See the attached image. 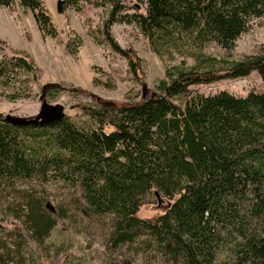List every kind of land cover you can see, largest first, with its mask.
<instances>
[{
	"label": "trees",
	"instance_id": "16d2710c",
	"mask_svg": "<svg viewBox=\"0 0 264 264\" xmlns=\"http://www.w3.org/2000/svg\"><path fill=\"white\" fill-rule=\"evenodd\" d=\"M78 1L66 0L79 10L86 2L105 4ZM119 2L99 30L89 31L127 58L129 72L139 78L142 58L110 31ZM144 2L146 11L129 20L154 53L174 61L155 90L124 105L84 104L82 122L66 116L18 125L0 112V264H33L30 242L44 248L58 225L63 231L94 228L113 249L138 243L149 264H264V93L191 88L254 70L264 82V42L230 60L208 51L211 45L234 48L264 17V0ZM15 3L32 10L42 34L59 36L45 0H0L9 8ZM4 44L0 36V48ZM81 44L78 36L66 46L75 53ZM104 73L94 82L115 88L118 77ZM41 78L27 51L0 56V90L9 99L33 96ZM62 87L45 82L40 98ZM153 193L171 205L151 217L139 215Z\"/></svg>",
	"mask_w": 264,
	"mask_h": 264
},
{
	"label": "rangeland",
	"instance_id": "374dc122",
	"mask_svg": "<svg viewBox=\"0 0 264 264\" xmlns=\"http://www.w3.org/2000/svg\"><path fill=\"white\" fill-rule=\"evenodd\" d=\"M105 4L96 5L86 2L79 10L77 4L63 0V9L59 11V0H45L52 19L57 26L59 36L42 34L34 14L18 3L12 8L0 6V36L6 40L2 54H12L25 50L35 59L42 69L41 82L33 83V96L12 100L0 90V112L3 117L15 114L32 117L41 110L43 100L41 86L45 82H59L62 88L52 90L47 96L51 103H61L68 117L80 122L87 119L82 106L99 107L100 103L124 105L144 98L155 90L160 79L164 78L166 64L174 61L162 59L150 48L149 39L135 21H130L133 13L145 12L144 0H120L113 10L115 20L110 25L112 36L122 48L133 47L142 58L141 76L134 78L129 72L127 58L112 50L110 45L99 44L90 33L92 27L99 30L111 15L116 0H99ZM81 0L78 1L80 4ZM82 44L75 53L66 46L68 39L78 40ZM101 36V34H100ZM264 42V17L254 20L251 28L244 32L232 49H223L211 45L208 51L215 53L218 59L240 58L242 54L254 51ZM104 72L116 75L115 88H107L94 82V77L105 78ZM80 86L87 91H77L71 86ZM191 88L206 94L227 89L236 95L245 96L251 90L264 93V82L257 70L247 76L222 77L213 81L192 84ZM110 129V128H107ZM171 202L159 193L149 195L139 210V215L151 217L164 212ZM12 222V224H14ZM9 222V225H12ZM105 239L94 228L82 232L63 231L58 225L46 239L45 247L30 242L33 264H55L60 256L66 255L63 264H149L147 255L137 251L138 243L124 244L118 248L105 244ZM42 255V256H41Z\"/></svg>",
	"mask_w": 264,
	"mask_h": 264
},
{
	"label": "water",
	"instance_id": "95a60500",
	"mask_svg": "<svg viewBox=\"0 0 264 264\" xmlns=\"http://www.w3.org/2000/svg\"><path fill=\"white\" fill-rule=\"evenodd\" d=\"M63 0H59L58 9L62 11ZM67 116L65 108L61 103H51L46 99L43 100L41 110L32 117H25L15 114H7L4 119L8 122L18 125H36L46 124L59 121Z\"/></svg>",
	"mask_w": 264,
	"mask_h": 264
}]
</instances>
